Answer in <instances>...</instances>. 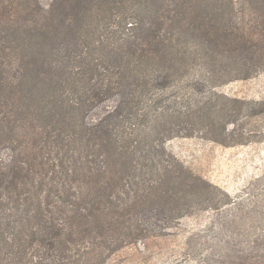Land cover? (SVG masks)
Here are the masks:
<instances>
[{"label": "trees", "instance_id": "trees-1", "mask_svg": "<svg viewBox=\"0 0 264 264\" xmlns=\"http://www.w3.org/2000/svg\"><path fill=\"white\" fill-rule=\"evenodd\" d=\"M34 1H0V80L12 74L37 93L55 71L58 95L44 109L22 105L14 86L0 95V107L16 111L0 121V147L12 152L0 157V264H101L149 230L132 222L134 158L117 130L121 114L113 107L93 121L97 101L133 100L150 77L167 81L175 63L205 48L238 57L242 78L264 71V63L248 65L264 45L254 49L245 14L251 5L264 43V0H51L50 10ZM111 154L110 166L98 162ZM107 214L123 218L104 222ZM116 231L123 240H110Z\"/></svg>", "mask_w": 264, "mask_h": 264}, {"label": "rangeland", "instance_id": "rangeland-1", "mask_svg": "<svg viewBox=\"0 0 264 264\" xmlns=\"http://www.w3.org/2000/svg\"><path fill=\"white\" fill-rule=\"evenodd\" d=\"M39 1L50 10L51 0ZM68 2L59 9L65 12ZM26 11L15 17L28 15ZM72 12L70 8L66 13ZM245 14L251 43L258 49L255 44L264 45L257 36L262 27L255 28L251 5L245 7ZM28 49L23 44L22 53ZM13 50L10 46L7 53ZM237 59L226 50L216 53L205 48L199 56L175 63L178 68L171 71L176 74L167 81L150 77L133 100L121 94L97 101L93 121L113 107L121 114L117 130L123 143L128 140L134 158L132 222L149 230L148 236L119 247L101 264L264 263V71L242 78L246 70L236 73L242 65ZM262 63L264 53L258 49L248 65ZM55 75V71L48 74L51 87H39L36 93L20 86L19 79L13 82L9 74L0 80V95L14 86L23 95L22 105L50 107L58 95L53 90ZM15 113L11 106L0 107V121L4 114ZM10 153L0 147L1 159L8 161ZM115 158L111 154L97 160L110 166ZM154 161L161 162L159 168L153 167ZM116 202L123 205L118 198ZM121 218L107 214L102 219L109 223ZM116 234L110 240H123ZM86 264L96 260L87 259Z\"/></svg>", "mask_w": 264, "mask_h": 264}]
</instances>
